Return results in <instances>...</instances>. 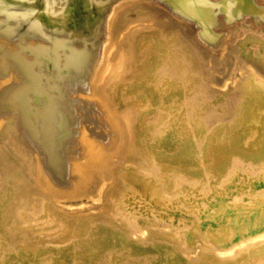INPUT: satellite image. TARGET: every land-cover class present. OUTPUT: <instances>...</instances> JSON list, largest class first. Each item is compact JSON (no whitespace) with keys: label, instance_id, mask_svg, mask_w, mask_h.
Returning a JSON list of instances; mask_svg holds the SVG:
<instances>
[{"label":"bare ground","instance_id":"obj_1","mask_svg":"<svg viewBox=\"0 0 264 264\" xmlns=\"http://www.w3.org/2000/svg\"><path fill=\"white\" fill-rule=\"evenodd\" d=\"M0 264H264V0H0Z\"/></svg>","mask_w":264,"mask_h":264},{"label":"rangeland","instance_id":"obj_2","mask_svg":"<svg viewBox=\"0 0 264 264\" xmlns=\"http://www.w3.org/2000/svg\"><path fill=\"white\" fill-rule=\"evenodd\" d=\"M87 123L89 126L95 127L96 130H100V127L97 126L96 122H94L92 120H87Z\"/></svg>","mask_w":264,"mask_h":264}]
</instances>
